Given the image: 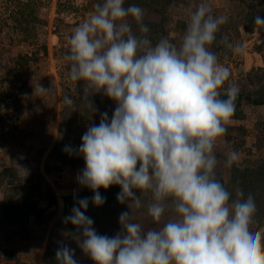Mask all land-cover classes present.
Instances as JSON below:
<instances>
[{
    "label": "clouds",
    "instance_id": "1",
    "mask_svg": "<svg viewBox=\"0 0 264 264\" xmlns=\"http://www.w3.org/2000/svg\"><path fill=\"white\" fill-rule=\"evenodd\" d=\"M124 5L100 0L69 37V79L82 81L86 95L103 93L115 108L110 119L101 113L99 124L87 128L78 149L63 150L83 158L77 183L93 193L95 207L105 202L100 190L116 186V199L128 211L118 217L120 232L101 235L86 215L88 198H81L64 217L76 229L67 235L92 264H264V229L253 224L255 199L237 189L230 201L215 178L214 148L239 91L210 51L227 18L213 16L202 0L179 47L167 38L153 45L143 9ZM254 24L264 27V17L256 16ZM35 90L50 91L41 85ZM63 104L73 101L65 96ZM237 159L231 151L226 166ZM144 193L151 195L146 214L157 225L147 230L130 212L145 207ZM169 210L173 214L165 218ZM55 256L57 264H78L66 245Z\"/></svg>",
    "mask_w": 264,
    "mask_h": 264
},
{
    "label": "rangeland",
    "instance_id": "2",
    "mask_svg": "<svg viewBox=\"0 0 264 264\" xmlns=\"http://www.w3.org/2000/svg\"><path fill=\"white\" fill-rule=\"evenodd\" d=\"M98 2L0 0V206L4 199L24 201L31 185H37L33 200L46 209L48 217L43 224L34 217L22 223L1 224L0 264H57L55 253L63 245L74 250L78 264H92L67 235L76 229L63 222L70 214L64 211V199L80 196L86 189L77 183L83 158L63 149L65 145L78 149L87 128L99 124L101 113L107 112L110 119L115 104L103 93L86 95L82 81H71L65 56L73 30ZM201 2L125 0L124 6L143 9L146 35L153 45L167 38L179 47L190 14ZM205 2L213 16L227 18L210 51L228 69L229 83H234L238 95L243 96L238 119H230L215 145V178L229 191L230 201L247 183L243 193L245 197L251 194L257 204L253 224L264 229V106L251 104L264 94V27L254 24L256 16L264 17V0ZM133 30L137 31L135 24ZM37 85L50 91L41 94L35 90ZM65 96L73 101L71 106L63 104ZM231 151L238 153V159L229 167L225 161ZM51 192L57 204L49 208L44 198ZM140 198L145 207L130 209L133 222L145 230L157 227L146 214L150 193ZM124 211H128L127 206L115 200L101 207L90 204L86 215L92 218L98 234L115 236L121 231L118 217ZM172 214L167 211L165 218ZM18 230L24 234L17 235Z\"/></svg>",
    "mask_w": 264,
    "mask_h": 264
},
{
    "label": "trees",
    "instance_id": "3",
    "mask_svg": "<svg viewBox=\"0 0 264 264\" xmlns=\"http://www.w3.org/2000/svg\"><path fill=\"white\" fill-rule=\"evenodd\" d=\"M243 96L237 95L235 99V111L230 119H238L239 113L238 108L240 106V100ZM222 99H225L226 96H221ZM249 99V97H246ZM252 105L255 106H264V94L257 97L256 99L252 100ZM4 174L7 173V170L3 172ZM31 180V179H29ZM249 187L247 183H244L241 188L243 191H245ZM38 186L37 185H31L28 195L24 201L19 203H13L9 201V199H4L0 206V225L1 224H16V223H22L23 221H27L30 217H34L38 224H43L48 217H45V210L40 207V205L33 200V197L37 193ZM101 195L105 198L104 204H110L114 202L117 197V194L120 192L119 187L113 186L110 187L108 190H100ZM32 194V196H31ZM39 195V194H38ZM92 196L93 193L88 190L84 189L80 196H75L72 198H66L64 199V211L66 213H71V209L73 206L77 205V201L81 198H88L89 205L92 204ZM44 201L47 203V206L49 208L54 207L57 204V198L53 192L49 194L46 198H44ZM63 204V203H62ZM17 235L21 234L23 235V232H19V230L16 232ZM8 261L10 259H7Z\"/></svg>",
    "mask_w": 264,
    "mask_h": 264
}]
</instances>
